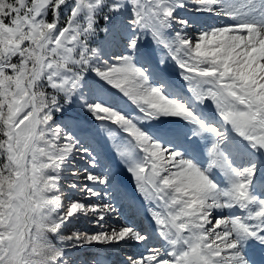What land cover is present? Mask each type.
Here are the masks:
<instances>
[{"label":"snow or ice","instance_id":"snow-or-ice-1","mask_svg":"<svg viewBox=\"0 0 264 264\" xmlns=\"http://www.w3.org/2000/svg\"><path fill=\"white\" fill-rule=\"evenodd\" d=\"M0 264H264V0H0Z\"/></svg>","mask_w":264,"mask_h":264},{"label":"rangeland","instance_id":"rangeland-1","mask_svg":"<svg viewBox=\"0 0 264 264\" xmlns=\"http://www.w3.org/2000/svg\"><path fill=\"white\" fill-rule=\"evenodd\" d=\"M125 178H126V180L128 179L127 176H125ZM130 183H131L130 180H128V185L129 186H130ZM117 207H119V205H117ZM80 226L83 227V228H88L89 227V225L87 223H82Z\"/></svg>","mask_w":264,"mask_h":264}]
</instances>
